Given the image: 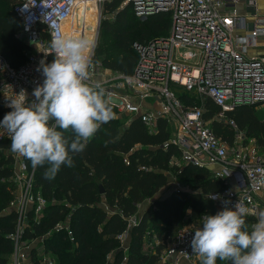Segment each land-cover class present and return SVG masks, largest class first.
<instances>
[{
	"label": "built area",
	"instance_id": "1",
	"mask_svg": "<svg viewBox=\"0 0 264 264\" xmlns=\"http://www.w3.org/2000/svg\"><path fill=\"white\" fill-rule=\"evenodd\" d=\"M91 1L96 15L91 58L100 20L113 16L116 9L130 5L138 17L168 13V30L163 38L132 43L136 62L131 74L104 69L92 60L90 82L105 88L112 109L124 117L122 126L138 119L148 133H153L158 119L165 122L169 137L161 146L171 145L177 152L169 164L177 169L183 164L206 168L213 179L224 184L221 190L204 195L216 213L225 207V202L228 207L241 204L248 208L246 217L252 219L248 224L257 222L259 194H264V154L255 139L238 128L231 113L241 105L264 108V55L246 56L244 46L236 44L232 37L233 28L245 17L252 18L249 36L253 40L264 35V24L258 19L259 0H245L241 14L236 9L239 0ZM114 1L117 8L103 13V5ZM261 1L264 17V0ZM78 3L79 0H19L13 5L12 12L21 22L16 37L26 45L27 51L26 61L16 68L0 55L3 107L10 108V100L22 89L29 102L35 99L32 93L43 83V66L57 58L51 40L56 33L64 34ZM207 101L216 107L208 118L204 116ZM211 122L231 131L230 142L213 132ZM3 137L10 139V134L0 129V138ZM10 154L15 189L6 211H14L15 220L13 231L8 234L12 251L6 264H56L55 256L44 251L47 233L31 239L22 236L29 222L40 219L46 201L39 193L32 192V171L27 169L22 155L11 148ZM204 215L207 214H200L196 225L165 236L159 264L200 263L191 249V240L202 227ZM136 220L135 215L128 217L126 230L116 236L119 250L125 253L124 240ZM59 223L53 231L62 230L68 242L74 243L67 221L64 225ZM160 244L155 234L147 233L142 249L154 252V247Z\"/></svg>",
	"mask_w": 264,
	"mask_h": 264
},
{
	"label": "trees",
	"instance_id": "2",
	"mask_svg": "<svg viewBox=\"0 0 264 264\" xmlns=\"http://www.w3.org/2000/svg\"><path fill=\"white\" fill-rule=\"evenodd\" d=\"M17 1L0 0V55L15 68L26 61L27 51L26 45L16 37L21 22L12 7ZM117 4L115 1L105 3L102 12H113ZM79 7L78 3L77 10ZM79 13V18L89 15L87 25L91 26L93 13L89 5L85 3ZM112 17V20L102 18L99 23L92 60L104 69L131 74L136 62L132 43L163 38L168 30L169 15L158 12L138 17L132 7L126 5L116 9ZM206 106L204 116L208 118L216 107L210 101ZM9 111L11 109L3 107L0 101V120ZM231 117L247 137L255 139L264 154V108L255 110L252 105H241L233 110ZM116 122L113 119L103 124L85 150L73 154V166H61L52 180L44 178L49 165L33 167L31 161L22 156L27 169L32 171V192L39 193L46 201L40 219L29 222L22 236L31 239L47 233L44 241L56 256L57 264H107L111 253L108 264H156L165 236L175 233L173 229L183 218L193 220L202 213L213 215L214 208L204 195L221 190L224 184L213 179L206 168L183 164L177 169L169 164L177 152L171 145L161 146L169 137L163 120L156 121L153 133H148L138 119L120 127ZM210 126L217 136L230 142L232 135L227 127L217 122H211ZM65 135L73 134L69 131ZM10 143V139L0 138V264H6L12 251L8 234L13 231L15 220L14 211H6L15 189L11 181ZM169 171L182 179L184 185L199 191H174L160 201H153L152 207L129 228L122 261L123 253L117 249L116 236L126 230L127 218L136 214L137 205L166 183ZM99 185L102 193H99ZM64 218L74 238L72 244L65 232L53 231L55 224ZM245 219L252 223L251 218ZM147 233L155 234L161 242L154 247V252L142 249Z\"/></svg>",
	"mask_w": 264,
	"mask_h": 264
},
{
	"label": "clouds",
	"instance_id": "3",
	"mask_svg": "<svg viewBox=\"0 0 264 264\" xmlns=\"http://www.w3.org/2000/svg\"><path fill=\"white\" fill-rule=\"evenodd\" d=\"M51 48L57 58L43 66L44 80L10 100L0 129L10 134L11 151L31 161L33 167L49 165L44 178L52 180L61 166H73V154L85 150L103 124L115 118L105 88L90 82L93 41L79 35L56 33ZM71 132V137L65 133ZM248 208L235 204L215 215H204L194 232L191 249L200 264H264V213L246 222Z\"/></svg>",
	"mask_w": 264,
	"mask_h": 264
},
{
	"label": "rangeland",
	"instance_id": "4",
	"mask_svg": "<svg viewBox=\"0 0 264 264\" xmlns=\"http://www.w3.org/2000/svg\"><path fill=\"white\" fill-rule=\"evenodd\" d=\"M85 3L89 5V7H90V9L92 10V13H93L92 14L93 18L91 20L92 24H90L91 26L87 25L88 21H89L88 20L89 19V15H86V16L84 15V16L79 18V16H80L79 12H80L81 8L85 5ZM79 5H80V7L76 11L77 13H75L73 19L68 23V25L65 28V34L68 35V36H72V35L81 36L83 33L90 32L94 36L96 15H95V10H94L92 1L91 0H80ZM106 19L112 20L113 17L112 16H108ZM98 31H99V26H98V30H97V37H96V40H95V44L98 41ZM94 47H95V45H94ZM255 51H257V49H255ZM263 51H264V49H263ZM254 108H255V110L263 109V107H261V108L260 107H254ZM113 111L115 113V119L117 121L116 123L120 127L123 124L124 117H123L122 114H119L116 110H113ZM174 191L198 192L199 190L196 189V188L195 189H191V188L187 187L186 185H184L182 183V179L177 178L174 175V172L169 171L167 173L166 183L154 195H152L149 198L144 199L141 203H139L137 205V210H136L135 216L138 218L139 216H141V214L146 209H150L152 207L153 201H155V200L160 201V200L164 199L165 197L169 196ZM259 202H260V209H259V213H258V218H259V216L262 213H264V207H262V205H261V203H262L263 206H264V197L262 199H260ZM215 214H216V211L215 212L213 211V215H215ZM209 215H211V214H209ZM197 218H195L193 220H184V218H183L181 223L177 224L176 227L173 229V231L178 230V229H180L182 227H185V226H191L192 227V226L196 225L197 224ZM66 221H67V219L64 218L59 224L60 225L61 224L64 225L66 223ZM169 233H170V231H169ZM43 246L45 247L44 251H46L48 254H51L52 256H55L51 252L50 248L47 247L45 242H44ZM119 248H120V244H118L117 249L119 250ZM122 253L124 254L125 251L122 250ZM111 256H112V253L107 257V264L110 263ZM55 258H56V256H55ZM156 264H159V262H157ZM217 264H224V262L217 260Z\"/></svg>",
	"mask_w": 264,
	"mask_h": 264
},
{
	"label": "crops",
	"instance_id": "5",
	"mask_svg": "<svg viewBox=\"0 0 264 264\" xmlns=\"http://www.w3.org/2000/svg\"><path fill=\"white\" fill-rule=\"evenodd\" d=\"M259 6V22L260 24H264V17L263 14V4L262 1L259 0L258 2ZM246 5L245 0H239V2L236 5L237 11L241 14L244 12ZM252 28V18L245 17L242 23H240L238 26L234 27L232 30V37L234 39V42L238 45L244 46L242 49L246 56H257V55H264V35L257 37V39L253 40L249 36V31ZM257 49V51H255ZM260 199L264 197L263 193L259 194ZM129 237L125 238L124 242L125 244L128 243ZM126 254V253H125Z\"/></svg>",
	"mask_w": 264,
	"mask_h": 264
},
{
	"label": "bare ground",
	"instance_id": "6",
	"mask_svg": "<svg viewBox=\"0 0 264 264\" xmlns=\"http://www.w3.org/2000/svg\"><path fill=\"white\" fill-rule=\"evenodd\" d=\"M80 1V0H79ZM77 10V9H76ZM73 19V17L67 22V25H68V23L71 21ZM66 25V26H67ZM66 28V27H65ZM65 31V30H64ZM81 37H85V38H89V39H92L94 36H93V34H91V33H89V34H87V33H83L82 35H81Z\"/></svg>",
	"mask_w": 264,
	"mask_h": 264
},
{
	"label": "water",
	"instance_id": "7",
	"mask_svg": "<svg viewBox=\"0 0 264 264\" xmlns=\"http://www.w3.org/2000/svg\"><path fill=\"white\" fill-rule=\"evenodd\" d=\"M99 193H102V188L100 185H99Z\"/></svg>",
	"mask_w": 264,
	"mask_h": 264
}]
</instances>
